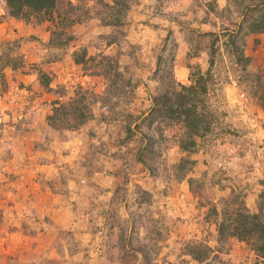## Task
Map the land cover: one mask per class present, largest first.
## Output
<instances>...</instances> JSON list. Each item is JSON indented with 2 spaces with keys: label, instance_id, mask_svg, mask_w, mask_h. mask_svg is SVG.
<instances>
[{
  "label": "rangeland",
  "instance_id": "1",
  "mask_svg": "<svg viewBox=\"0 0 264 264\" xmlns=\"http://www.w3.org/2000/svg\"><path fill=\"white\" fill-rule=\"evenodd\" d=\"M139 2L130 8L125 23L119 28L101 27L95 20L75 25L72 28L73 40L66 51L53 52L59 56L58 61L42 65V60L50 57V53L37 42H26L24 38L35 35L41 43H46L48 32L45 27L33 29L12 20L0 22V55L4 43L18 39L22 47L11 56L16 58L20 55L23 61L15 69L5 67L0 77V264H28L48 259L52 264H119L113 260L117 254L113 248V237L104 241L101 230L94 237L89 234L87 210L89 200L106 206L113 183L119 184L122 177L113 173L121 169L127 177L125 201L116 206L109 204L108 212L114 211L119 218L115 230L124 227V220H131L129 211L136 207L134 193H140L139 190L150 192L149 218L165 222L169 229L155 247L154 264H194L189 256L182 253L186 242H202L214 248L215 228L205 214L209 205L216 204L228 194L229 189L214 187L210 192L202 187L192 195L185 182L167 179L165 170L180 157L172 145L169 130L163 132L168 139L157 145L160 151L156 156L154 174L134 160L139 145L138 135L123 147H117L125 135L126 115H142L151 105L150 96L155 93L157 85L152 74L167 36L173 39L176 48L171 71L169 67L166 71L172 73L175 82L188 84L186 79L188 73L195 70L194 66L199 70L207 69L209 55L205 51L195 53V48L207 42H188L187 32L219 34L218 56H213L215 61L209 68L213 86L208 92V102L218 114L220 111L225 113L223 122L228 123L231 133L219 140L215 138L206 153L192 156L197 163L189 176L198 178L203 171L211 176L220 170L223 172L221 184L230 185L229 178L242 179L245 165L253 163L255 177L262 179L257 166L264 162V144L258 146L264 141V110L255 105L245 86L236 81L238 69L228 62L221 42L224 29L232 30L234 25L231 22L237 24L239 21L235 14H230L235 13L238 2ZM86 3L88 6L93 4L91 0H86ZM208 3H211V9ZM3 12L0 1V17ZM168 14H174L177 21L170 20ZM104 36L113 37L114 43L106 45ZM244 41L240 51L250 57L247 71L263 70L264 36L249 35ZM82 49L86 56L101 53L116 58L117 72L121 74L117 85L122 82L118 91L110 87L115 72L102 73L94 63L77 66L72 63L70 54ZM33 66L40 67L50 78L49 89H44L37 82L34 69L37 67ZM75 91L86 92V95L92 93L94 120L73 132L43 128L53 102H61L73 96ZM101 100L103 106H100ZM144 143L142 140L140 146ZM237 152H243L242 156ZM218 153L224 155L220 157ZM261 187L254 182L244 191V203L253 213L257 212L254 202ZM99 188H109V191L100 194ZM62 195L66 197L64 203L58 199ZM76 196H80L79 199H75ZM14 199H18V206L12 202ZM49 204L54 207L59 204L66 210L50 209ZM49 210L52 213H48ZM69 212L74 214L68 217ZM95 216L96 211L91 210V219ZM65 218L72 220L67 226L63 222ZM22 225L32 226L33 234L30 235L29 228ZM133 228L128 224L127 233L133 232ZM135 228L138 238L142 239L145 228L137 225ZM227 242L230 245L227 252L215 253L213 258H219L223 264L255 262L252 252L243 243Z\"/></svg>",
  "mask_w": 264,
  "mask_h": 264
},
{
  "label": "trees",
  "instance_id": "2",
  "mask_svg": "<svg viewBox=\"0 0 264 264\" xmlns=\"http://www.w3.org/2000/svg\"><path fill=\"white\" fill-rule=\"evenodd\" d=\"M3 7V15L0 22L12 20L22 23L25 27H45L48 32L46 43L35 35H29L24 40L26 42H37L42 48L50 53V57L42 60V64L51 61H58L59 56L54 54L56 50L60 53L66 51L68 45L73 40L72 28L86 20H95L101 27L119 28L125 21L128 11L132 6L139 5L140 0H91L93 4L87 5L86 0H0ZM238 5L235 10V19H239L237 24H233V29H224L221 34L225 55L228 62L237 67L239 78L238 83L243 84L249 98L255 100V105L264 110V69L259 72L252 73L247 71L250 57L241 54V46L245 42V38L249 35L264 36V0H234ZM211 3L207 6L210 8ZM212 6V5H211ZM214 9V8H213ZM206 12V11H205ZM170 15V14H168ZM172 21H177L174 14L169 16ZM187 23V22H185ZM219 34L203 33L197 34L195 31L187 32L186 41L193 40L199 42L202 40L204 45L195 48V53L205 51L209 55L208 66L206 70H199L197 66L194 71L188 73L186 81L188 84H179L175 82L172 73L166 71L173 61V55L176 44L173 39L166 37L162 46L161 55L158 58L156 67L153 71L152 78L156 79L157 85L155 93L150 96L151 105L145 110L144 115H126V123L124 124V138L118 141L117 147H123L126 142L138 135V148L136 149L135 161L142 163L147 167L150 173H155L156 156H158L161 140L166 137L164 130H169L171 134L172 145L175 146L180 153L177 162L165 170L167 179H172L176 183L185 182L187 191L195 195L202 187L212 191L214 187L217 189H229L228 194L221 197L216 204H210L206 211V219H211L216 232V245L210 248L205 243L193 242L187 243L184 247L183 254L191 258L194 264H223L219 258H213L217 253H226L228 250L227 241L232 240L243 243L245 248L252 252L256 259L253 264H264V162L257 166V170L262 174V179H257L254 174V164L247 163L246 170L242 179L237 177L229 178V184H221L223 172L218 170L215 175L207 176L203 171L198 178L190 177L197 160L192 156L197 153H206L213 144L215 138L221 139L223 135L231 133L228 129V123L223 122L224 112H219L210 106L208 102V92L212 87L213 77L210 75L209 68L213 66L216 56H218ZM192 38V39H191ZM105 44L114 43L113 37L104 36ZM20 40L14 39L4 43L2 46V54L0 55V77L3 69L17 68L23 61L20 55L16 58L11 54L20 50L22 47ZM54 52V53H53ZM264 53V51H263ZM70 59L74 65L89 63L96 64L100 67L102 73L115 72V78L110 82L112 90H119L121 74L117 72L116 58L104 56L101 53L86 56L84 49L80 52H72ZM215 58L213 59V56ZM164 59H163V58ZM36 70L37 82L44 89H49L50 78L42 72L40 67ZM246 77H248L246 79ZM212 85V86H211ZM92 93L75 91L73 96L63 99L61 102L54 101L53 107L49 115L45 117L43 128L60 132L62 130L73 132L85 127L89 122L93 121L95 116L91 106L94 103ZM101 99V98H100ZM104 102L101 100V105ZM130 125H133L130 128ZM142 140L145 143L140 146ZM231 141V140H229ZM212 143V144H211ZM262 143V144H261ZM258 144L263 145L264 141ZM156 147V149H155ZM262 147V146H261ZM264 151V148H262ZM243 152H237L238 156H242ZM117 155V154H113ZM221 157L224 154L218 153ZM258 162L261 159L257 160ZM256 161V162H257ZM128 167V165H122ZM122 170V169H121ZM121 170L114 171V175L121 174L119 184L113 183L112 194L106 206L98 203H91L89 200L88 211V231L91 236H96L101 230L104 241L109 237H113V248L117 251L113 258L119 264H154V251L158 243L162 241V236L169 229L165 222H158L156 219H150V192L139 190L135 192V209L129 211L131 214L130 222L124 220L125 226L116 227L119 224V218L114 211H109V204L121 205L120 201H125V184L127 177L122 174ZM260 184L261 189L255 198V209L253 213L244 203L243 197L245 192L252 184ZM207 185V186H205ZM109 188L98 189V193H107ZM113 208V207H112ZM114 209V208H113ZM91 210L96 211V216L91 219ZM90 217V218H89ZM132 224L133 232L127 233L126 226ZM144 227V237L138 238L137 228L135 226ZM142 225V226H141ZM28 232L32 235V229L29 226ZM31 229V230H30ZM99 245L100 242H99ZM228 247V248H227ZM158 249V247H157ZM156 253V252H155ZM28 264H52L51 259L41 260Z\"/></svg>",
  "mask_w": 264,
  "mask_h": 264
},
{
  "label": "crops",
  "instance_id": "3",
  "mask_svg": "<svg viewBox=\"0 0 264 264\" xmlns=\"http://www.w3.org/2000/svg\"><path fill=\"white\" fill-rule=\"evenodd\" d=\"M69 192H70V191H68L67 194H69ZM79 197H80V196H76L75 199H79ZM65 198H66V197H65L64 195H62V196H60V198H58V199H60V201L63 202V199H65ZM12 202H13L15 205H17V206L19 205V201H18V199H14V200H12ZM49 203H51V200H50ZM63 203H64V202H63ZM49 207H50V209H52V207L55 208L54 210H57V209L62 208L59 204L57 205V207H54L52 204H49ZM70 208H71V207H70ZM63 210H66V208H65V207L62 208V211H63ZM49 212L52 213L51 210H49L48 213H49ZM72 213L74 214V212H69L68 217H69V215L72 214ZM65 219H66V218H65ZM65 219H64V220H65ZM45 220H46V219H44V221H45ZM47 221H48V220H47ZM68 221H72V220H71V219H68V220L66 219L65 221H63V222H64V225L67 226ZM73 221H74V220H73ZM30 227H31V229L33 230L32 226H30ZM41 231H42V229H41Z\"/></svg>",
  "mask_w": 264,
  "mask_h": 264
}]
</instances>
